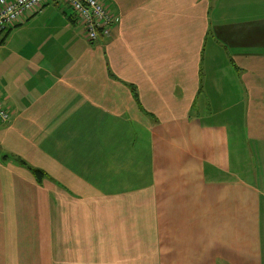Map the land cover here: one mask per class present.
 <instances>
[{
    "label": "crops",
    "instance_id": "1",
    "mask_svg": "<svg viewBox=\"0 0 264 264\" xmlns=\"http://www.w3.org/2000/svg\"><path fill=\"white\" fill-rule=\"evenodd\" d=\"M102 2L109 39L59 0L0 35V264H262L264 46L232 49L222 96L204 73L211 33L250 38L264 0Z\"/></svg>",
    "mask_w": 264,
    "mask_h": 264
},
{
    "label": "rangeland",
    "instance_id": "2",
    "mask_svg": "<svg viewBox=\"0 0 264 264\" xmlns=\"http://www.w3.org/2000/svg\"><path fill=\"white\" fill-rule=\"evenodd\" d=\"M101 3L102 0H99ZM105 4V3H103ZM107 5V4H105ZM108 6V5H107ZM264 17V16H263ZM263 24H254L253 27L255 28H251V31H254V33L251 34L250 38H244V39H235V38H231L229 35H225L224 32H212L211 36L208 39V43H207V51H206V57H205V73H204V80L207 81L206 77L208 75V65L214 67L211 69V77L213 79L216 80V85L221 86L222 90L220 91V87L219 88H214L215 91H217L218 94H222L226 91V85L227 82H230L232 79V71L228 68H225V64L227 63L228 65H230L231 67L234 68V66L231 63L232 59H235V54H232V49L236 50V46L237 45H242L244 47L251 45L252 47H257V46H264V22H262ZM118 24V23H117ZM249 25H251V23H249ZM249 25H243V26H249ZM117 26V25H115ZM241 27V26H240ZM250 27V26H249ZM116 27H113L112 29H115ZM234 26H231L230 28L227 29H234ZM239 28V27H238ZM112 34V33H111ZM254 36V37H252ZM215 42L217 43V47H218V53H211L210 52V48H214ZM212 54H217V59H215V62L211 63L210 62V58ZM172 75V73H171ZM238 75V74H237ZM239 79H240V75H238ZM205 92L206 93H210V95L208 97H206V95H202V102L199 103V109H201L204 106V111L206 110L207 113L209 112V110L213 109L214 111H218V109L220 110V116L219 118L216 119H212V121L218 122L219 123H224L225 119L230 121L231 118L236 122V124H238V126H241V122L240 120L241 118V110L237 109V107L232 106L231 109L229 111H227L226 113H223L226 105L224 104H220L217 102V95L214 96L213 93H211V89H207L205 87ZM208 98V99H207ZM204 99L207 101L204 103ZM203 116H201V119H203V122H208L209 118H208V114H202ZM227 127L228 124H226ZM233 138V137H232ZM230 151H231V155L232 154H239L241 152V147H240V140L238 138V136L234 137L232 140H230ZM245 170L242 171V173ZM251 171V170H250ZM247 174V173H246ZM249 175V178L254 179L255 180V176L253 174H247ZM264 248V247H263ZM230 258H234V255H231ZM261 258H262V264L264 263V249L263 252L261 254ZM223 262V261H222ZM222 262H219L222 263Z\"/></svg>",
    "mask_w": 264,
    "mask_h": 264
},
{
    "label": "built area",
    "instance_id": "3",
    "mask_svg": "<svg viewBox=\"0 0 264 264\" xmlns=\"http://www.w3.org/2000/svg\"><path fill=\"white\" fill-rule=\"evenodd\" d=\"M48 0H0V31L15 27L29 14L41 11ZM81 16L90 39H95L103 25V34L110 36L109 26L113 22L111 14L99 0H63ZM9 118L8 111L0 101V120Z\"/></svg>",
    "mask_w": 264,
    "mask_h": 264
},
{
    "label": "trees",
    "instance_id": "4",
    "mask_svg": "<svg viewBox=\"0 0 264 264\" xmlns=\"http://www.w3.org/2000/svg\"><path fill=\"white\" fill-rule=\"evenodd\" d=\"M55 1H58V0H55ZM59 1H61V0H59ZM49 1H47L45 4H47ZM62 2H64V1H62ZM65 3V2H64ZM45 4L43 5V7L45 6ZM43 9V8H42ZM75 11V15L77 16V20L80 18V15L78 14V12L76 11V10H74ZM111 26H113V24H111ZM12 29V27H9V28H7V29H5V30H3V31H0V35L1 34H3V33H5V34H7L10 30ZM129 86H130V89H131V91H132V94H133V96H134V98L138 101V103H139V94H138V91H137V88H136V86L134 85V84H129ZM24 161H22V163H23ZM31 167V166H30ZM35 174H36V176H37V178H39V179H43V178H45L46 176V172L44 171V170H42V169H38V168H33V167H31L30 168Z\"/></svg>",
    "mask_w": 264,
    "mask_h": 264
}]
</instances>
